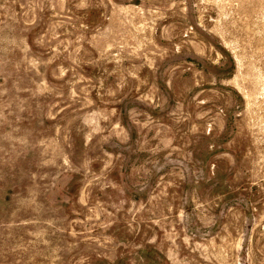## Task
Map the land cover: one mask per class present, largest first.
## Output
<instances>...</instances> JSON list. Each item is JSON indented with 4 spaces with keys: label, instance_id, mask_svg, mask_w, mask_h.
I'll return each mask as SVG.
<instances>
[{
    "label": "rangeland",
    "instance_id": "rangeland-1",
    "mask_svg": "<svg viewBox=\"0 0 264 264\" xmlns=\"http://www.w3.org/2000/svg\"><path fill=\"white\" fill-rule=\"evenodd\" d=\"M0 264H264V0H0Z\"/></svg>",
    "mask_w": 264,
    "mask_h": 264
}]
</instances>
